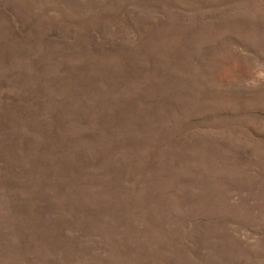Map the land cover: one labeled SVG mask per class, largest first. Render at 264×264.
Returning a JSON list of instances; mask_svg holds the SVG:
<instances>
[{
    "label": "rangeland",
    "instance_id": "rangeland-1",
    "mask_svg": "<svg viewBox=\"0 0 264 264\" xmlns=\"http://www.w3.org/2000/svg\"><path fill=\"white\" fill-rule=\"evenodd\" d=\"M0 264H264V0H0Z\"/></svg>",
    "mask_w": 264,
    "mask_h": 264
}]
</instances>
